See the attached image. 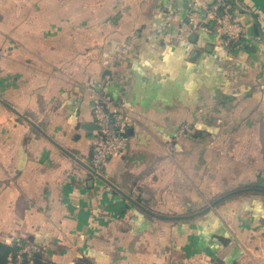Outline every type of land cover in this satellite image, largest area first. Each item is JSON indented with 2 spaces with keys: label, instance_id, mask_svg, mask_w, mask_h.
<instances>
[{
  "label": "crops",
  "instance_id": "1",
  "mask_svg": "<svg viewBox=\"0 0 264 264\" xmlns=\"http://www.w3.org/2000/svg\"><path fill=\"white\" fill-rule=\"evenodd\" d=\"M215 1L0 0V242L56 264H264V0H228L240 44L213 22L170 40ZM92 91L132 109L100 175Z\"/></svg>",
  "mask_w": 264,
  "mask_h": 264
},
{
  "label": "built area",
  "instance_id": "2",
  "mask_svg": "<svg viewBox=\"0 0 264 264\" xmlns=\"http://www.w3.org/2000/svg\"><path fill=\"white\" fill-rule=\"evenodd\" d=\"M227 0H216L207 9L206 18L200 20L197 12L191 11L187 16V22H183L176 35L170 40L173 43L189 41L192 34L199 29L209 30L208 23L216 21L217 32L224 37L227 44L231 40H237L245 32V26L240 22H234L230 14L221 13L227 8ZM7 54V53H6ZM4 54H0L1 60ZM93 92V117L98 126L96 137L92 148V170L96 174H102L105 164L109 158L118 157L124 153L129 141V127L131 124L132 109L119 99L109 95ZM185 133L184 128L178 131L179 135ZM19 252L15 264H24L25 255L31 257L33 251L29 244H18Z\"/></svg>",
  "mask_w": 264,
  "mask_h": 264
},
{
  "label": "trees",
  "instance_id": "3",
  "mask_svg": "<svg viewBox=\"0 0 264 264\" xmlns=\"http://www.w3.org/2000/svg\"><path fill=\"white\" fill-rule=\"evenodd\" d=\"M228 3L231 5L230 1ZM221 11L225 14H227V13L230 14V16L234 22H240L241 23V21L239 19H237L231 13L229 6L226 9L223 8ZM206 13H207V10H206ZM210 22H213L216 25L215 20L214 21L211 20ZM210 22L208 23V26L210 25ZM216 30H217V27H216ZM244 33L245 32H243L241 34L240 38H238L237 40H231L229 45L234 46V45L240 44ZM18 252H19V246L18 245H7L5 243L0 242V264H8V263L15 264L16 256H17ZM24 264H56V263L51 262L49 260H46L44 258V256L41 254V252L36 251V252H33L31 257H28L27 255H25ZM80 264H89V263L86 262V263H80Z\"/></svg>",
  "mask_w": 264,
  "mask_h": 264
},
{
  "label": "water",
  "instance_id": "4",
  "mask_svg": "<svg viewBox=\"0 0 264 264\" xmlns=\"http://www.w3.org/2000/svg\"><path fill=\"white\" fill-rule=\"evenodd\" d=\"M232 1H233V2H234L236 5H237V2H236V0H232ZM221 13L223 14V12H221ZM192 35H193V34H192ZM192 35H191L190 39H191V40H194V38H195V35H193V36H192ZM96 129H98V126H97V124H96Z\"/></svg>",
  "mask_w": 264,
  "mask_h": 264
}]
</instances>
